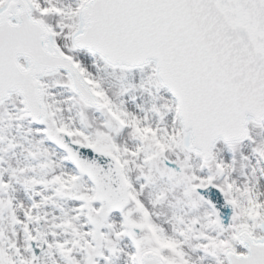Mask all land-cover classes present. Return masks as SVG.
Instances as JSON below:
<instances>
[{"label":"snow or ice","instance_id":"1","mask_svg":"<svg viewBox=\"0 0 264 264\" xmlns=\"http://www.w3.org/2000/svg\"><path fill=\"white\" fill-rule=\"evenodd\" d=\"M0 264H264V0H0Z\"/></svg>","mask_w":264,"mask_h":264}]
</instances>
